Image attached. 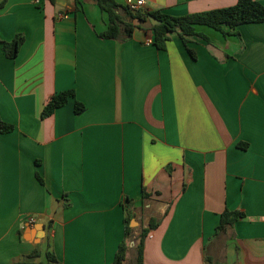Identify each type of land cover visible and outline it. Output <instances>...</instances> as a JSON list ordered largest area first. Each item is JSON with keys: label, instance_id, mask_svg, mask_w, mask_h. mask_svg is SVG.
I'll list each match as a JSON object with an SVG mask.
<instances>
[{"label": "crops", "instance_id": "1", "mask_svg": "<svg viewBox=\"0 0 264 264\" xmlns=\"http://www.w3.org/2000/svg\"><path fill=\"white\" fill-rule=\"evenodd\" d=\"M61 1L0 0V119L14 126L0 133V264L35 252L45 262L49 250L65 264H114L126 197L139 243L159 222L145 264H264V23L197 26L207 39L188 38L194 58L178 33L156 48L148 26L104 40L95 0ZM145 1L174 16L238 2ZM18 35L10 59L3 43ZM63 92L74 96L44 117ZM226 210L245 216L218 233ZM131 237L125 264L137 260Z\"/></svg>", "mask_w": 264, "mask_h": 264}, {"label": "trees", "instance_id": "2", "mask_svg": "<svg viewBox=\"0 0 264 264\" xmlns=\"http://www.w3.org/2000/svg\"><path fill=\"white\" fill-rule=\"evenodd\" d=\"M52 4L57 5L58 0H49ZM100 9L108 15V28L100 34L102 39H116L127 40L132 38L135 28L147 29L153 31V44L159 50H166L168 42L170 41L171 33H178L184 45L187 47L189 53L196 58V53L189 47V37L199 36L204 37L197 31V26L205 25L216 30L224 32V27H229L232 31L244 24L264 23V5L256 0H238L237 4L230 7L215 9L207 12L187 14L184 16H174L162 11H149L141 9L138 11H131L127 6L122 7L115 0H95ZM4 4L0 5V8ZM119 10H123L122 14ZM155 17L161 21L160 25H153L150 18ZM134 21L139 25L136 27ZM230 32V33H231ZM225 34H229L225 32ZM237 34V33H236ZM207 39V38H206ZM24 36L18 35L11 42L3 43V50L6 56L10 59H15L22 44L24 43ZM74 96L73 92H63L54 95L44 108L43 116L52 115L56 109L64 106L70 97ZM76 113L79 114L85 110V106L76 102ZM14 131V126L3 122L0 119V133H10ZM243 148H247L242 145ZM41 183L43 181L38 177ZM148 194L144 190V198ZM125 209V226L126 234L125 240L120 244L118 252L115 257L114 264H125L129 250V238L132 236L133 229L131 228L132 220L134 219V205L132 199L126 197L124 203ZM245 214L242 212H232L226 210L221 218V223L217 228V232L224 230L228 226H232L240 218H244ZM159 222L152 220L148 228H143L140 234V243L137 247V260L136 264L144 263V243L149 233L156 229ZM128 240V241H127ZM38 252L33 253L28 259L20 261L16 264H65L60 261L54 251L49 250L46 253V261L35 263L30 259L37 258ZM206 264H219L215 263L211 258H206Z\"/></svg>", "mask_w": 264, "mask_h": 264}, {"label": "built area", "instance_id": "3", "mask_svg": "<svg viewBox=\"0 0 264 264\" xmlns=\"http://www.w3.org/2000/svg\"><path fill=\"white\" fill-rule=\"evenodd\" d=\"M146 5L145 0H127L126 6L131 10V11H138L141 9H144ZM148 44H151V40L148 41ZM32 223H35L34 219H31Z\"/></svg>", "mask_w": 264, "mask_h": 264}, {"label": "rangeland", "instance_id": "4", "mask_svg": "<svg viewBox=\"0 0 264 264\" xmlns=\"http://www.w3.org/2000/svg\"><path fill=\"white\" fill-rule=\"evenodd\" d=\"M136 227V226H135ZM131 241L134 243V245L139 244V234H135L131 237ZM136 254V250L134 248L130 249V255L134 256ZM126 264H134L132 261H128Z\"/></svg>", "mask_w": 264, "mask_h": 264}, {"label": "water", "instance_id": "5", "mask_svg": "<svg viewBox=\"0 0 264 264\" xmlns=\"http://www.w3.org/2000/svg\"><path fill=\"white\" fill-rule=\"evenodd\" d=\"M58 3L59 4H64V2H62L61 0H59L58 1ZM150 20H151V23L153 24V25H160L161 24V21H159L157 18H155V17H151L150 18ZM136 223V221L135 220H132V223H131V227H134V224Z\"/></svg>", "mask_w": 264, "mask_h": 264}]
</instances>
